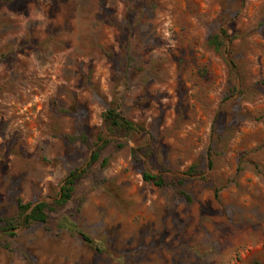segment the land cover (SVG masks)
I'll return each mask as SVG.
<instances>
[{"label":"rangeland","instance_id":"374dc122","mask_svg":"<svg viewBox=\"0 0 264 264\" xmlns=\"http://www.w3.org/2000/svg\"><path fill=\"white\" fill-rule=\"evenodd\" d=\"M17 198L48 221L0 264H264V0H0V227Z\"/></svg>","mask_w":264,"mask_h":264},{"label":"trees","instance_id":"16d2710c","mask_svg":"<svg viewBox=\"0 0 264 264\" xmlns=\"http://www.w3.org/2000/svg\"><path fill=\"white\" fill-rule=\"evenodd\" d=\"M230 38L229 34L225 29H222L221 32L213 34L209 43L216 50H219L223 45L225 38ZM230 67L232 68V62H229ZM62 111L68 112L69 110L63 108ZM104 122L106 127L109 129L110 133L116 131L123 132L124 134H131L140 130V127L135 124L132 120L123 115L117 106H111L106 109L104 113ZM98 141H101L99 148H102L105 144L108 143V139L102 138L99 136ZM98 157V151L94 152L91 161H94ZM197 170L195 166H191L187 171V174L193 175L196 174ZM78 173L76 170L71 171L65 178V183L62 186V191L60 193V198L58 200L59 204L67 203L72 195V190L76 179L78 178ZM142 177L145 181L151 182L155 185L162 186L165 184L163 178L159 175L152 174L150 172H143ZM16 207L20 220H16L14 217H7L5 220H2L3 225L0 227L1 231L9 232L10 235L15 234L13 231L20 223H23L25 226L32 223H46L48 221L47 209L49 204L45 201H40L31 206L30 203H24L21 199L17 198ZM1 221V220H0ZM57 227L69 231L70 233L76 234L84 243L94 247L96 251H101L100 248L94 244L91 237L86 234L84 231L78 228V226L71 222L68 218H63L58 221Z\"/></svg>","mask_w":264,"mask_h":264}]
</instances>
